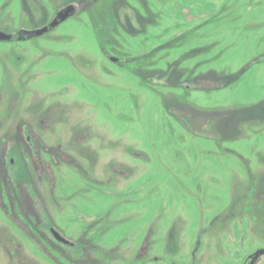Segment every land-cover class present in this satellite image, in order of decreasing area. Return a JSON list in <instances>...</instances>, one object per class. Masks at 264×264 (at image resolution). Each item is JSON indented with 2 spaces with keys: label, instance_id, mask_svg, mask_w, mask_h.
I'll use <instances>...</instances> for the list:
<instances>
[{
  "label": "rangeland",
  "instance_id": "374dc122",
  "mask_svg": "<svg viewBox=\"0 0 264 264\" xmlns=\"http://www.w3.org/2000/svg\"><path fill=\"white\" fill-rule=\"evenodd\" d=\"M69 3L0 41V158L20 127L54 148L56 187L37 184L73 240L100 215L105 264L247 263L264 250V0H0V30ZM1 198L0 264H56Z\"/></svg>",
  "mask_w": 264,
  "mask_h": 264
},
{
  "label": "flooded vegetation",
  "instance_id": "af4514ba",
  "mask_svg": "<svg viewBox=\"0 0 264 264\" xmlns=\"http://www.w3.org/2000/svg\"><path fill=\"white\" fill-rule=\"evenodd\" d=\"M72 5L76 6L74 15L79 13L80 6L76 3H69L59 10L56 17L63 9ZM113 59L112 61H114ZM119 59L114 62L122 63V60ZM17 133L18 135L15 138L7 137L4 139L7 149L3 153L2 159L0 158V171H4L2 183L0 184L3 214L6 215L7 219L13 221L11 224L18 230L21 237L24 236L30 242L33 239L36 250L37 243L40 247H44L43 251L56 264H82L84 262L105 264L108 259V252L102 250L106 246V241L103 239L105 234L103 226L100 224V215L91 216L88 213L86 226L78 234L76 233V240L66 236L55 216L61 215L63 218L67 211L61 207L55 208V206H60V201L54 198L52 193L50 196L53 200L48 203L47 196H44L45 193L41 191V187L37 184V178L41 179L44 175H47L48 184L50 185L49 191H53L56 187L55 176L50 167L51 161L54 160V148L47 144L42 136L35 132L33 127H20ZM57 147L61 149L62 145L58 144ZM42 153H47L49 159H44ZM64 155H66V160L69 163L74 162V158H71L70 154L64 153ZM54 163H56V160H54ZM33 174L36 175L34 181L31 180L34 178ZM31 188L33 194L30 192ZM54 241L68 247L71 251L60 250L53 244ZM47 243L54 245L53 248L51 247L52 250L47 247ZM145 243H147V240ZM78 248L80 250H76ZM144 250L145 247L141 250V253ZM253 254L248 255L247 263L244 264H251ZM145 264L156 263L152 260Z\"/></svg>",
  "mask_w": 264,
  "mask_h": 264
},
{
  "label": "water",
  "instance_id": "95a60500",
  "mask_svg": "<svg viewBox=\"0 0 264 264\" xmlns=\"http://www.w3.org/2000/svg\"><path fill=\"white\" fill-rule=\"evenodd\" d=\"M75 13H76V6L75 5L69 6L65 9H63L59 13V15L55 18V20H53V22L51 24L47 25L44 28L35 30V31H30V32L29 31H22V32H19L17 34H9V33H6L4 31L0 30V41H19V40H26V39H29V38H32L35 36L42 35L44 33L51 31L56 26L60 25L65 20L72 17ZM113 60L117 61L118 58H114ZM261 254H264V250H260L256 253H254L253 257H252L253 261L251 262V264H253L254 261L256 259H258V257Z\"/></svg>",
  "mask_w": 264,
  "mask_h": 264
}]
</instances>
